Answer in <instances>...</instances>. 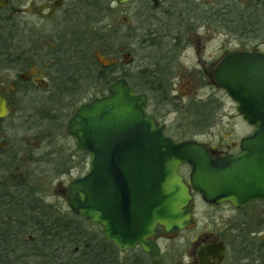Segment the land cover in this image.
<instances>
[{"label": "flooded vegetation", "instance_id": "obj_1", "mask_svg": "<svg viewBox=\"0 0 264 264\" xmlns=\"http://www.w3.org/2000/svg\"><path fill=\"white\" fill-rule=\"evenodd\" d=\"M131 5L137 37L148 31L147 41L161 60L139 68L142 83L179 85L186 79L219 87L215 71L229 54H264V0H0V264H27L24 236L31 230L41 243L47 229L58 244L69 241L76 264L80 224L87 225V264H264V210L253 211L251 202L240 208L208 203L192 191L193 222L170 234L158 225L149 238L156 254L141 244L118 249L99 224L71 210L70 185L87 172L89 155L77 148L69 120L80 106L106 95L115 79L127 77L114 76L120 64L133 62L124 47L119 64L97 60L94 44L100 37L92 25L102 17L107 32L115 13L125 18ZM223 23L229 25V38ZM178 68L186 77L176 73ZM93 85L101 90L95 92ZM61 134L68 137L65 148ZM202 143L214 159L240 151L239 144L226 150ZM180 171L189 183L191 168ZM33 176L52 178L53 202L46 201L49 195L37 182L30 184ZM61 228L64 236L63 229L54 233Z\"/></svg>", "mask_w": 264, "mask_h": 264}, {"label": "water", "instance_id": "obj_2", "mask_svg": "<svg viewBox=\"0 0 264 264\" xmlns=\"http://www.w3.org/2000/svg\"><path fill=\"white\" fill-rule=\"evenodd\" d=\"M215 75L243 119L255 127L242 138L237 154L214 159L198 141H175L147 111V95L135 92L124 77L70 118L68 132L90 155L88 172L70 185V208L101 225L120 250L141 244L156 254L149 238L158 225L164 234L189 226L191 188L208 203L240 208L264 201V54H229ZM184 164L191 167L190 184L179 173Z\"/></svg>", "mask_w": 264, "mask_h": 264}, {"label": "rangeland", "instance_id": "obj_3", "mask_svg": "<svg viewBox=\"0 0 264 264\" xmlns=\"http://www.w3.org/2000/svg\"><path fill=\"white\" fill-rule=\"evenodd\" d=\"M116 10L119 11L117 8ZM133 10L134 6L131 5L127 9L126 17H123L124 20H122L123 18L119 12L115 13L113 22L109 21L111 27L107 32L104 30V21H102V17L96 18L98 20L97 27L94 24L95 21L92 26L94 27V30L96 28L99 32L100 38H97L99 41L94 44L96 47L94 50L95 58L97 60L100 59V61L107 64L109 60L114 59L117 61V64H119L122 57V51L120 50L122 47L131 53L133 62L125 65V67L120 64L118 66L119 69L114 76L117 77L120 74L122 75V73H127L126 75L132 79L135 86L138 88V91L143 92L148 96L149 107L166 125L168 134L177 141L193 139L199 142L209 143L213 146L216 145L226 150H229L236 144H239L241 139L246 135H249L254 128L242 118L241 114L237 110L236 103L223 88L208 85H197L192 82L188 83L186 79H184L179 85L145 84L137 79L136 73L139 68L141 69L140 71H142L145 68L153 67L156 63L155 58L158 57V53L156 52L155 45L150 46V42L148 43L147 41L150 38V33L148 31H143L140 37H137L138 35L135 32L136 19L133 16ZM123 23L125 24L123 25ZM81 25L82 29L85 30V26H83V24ZM228 29L229 25L223 23L222 30L225 35H227L226 37L229 38L228 32L230 31ZM103 45L105 47L108 46L110 51L107 52ZM124 59L127 62L129 57H125ZM176 73H178L180 77H186V72L182 68H178ZM94 85L93 89L95 92L101 90L100 87ZM70 112L71 111H69V113L65 116V119H63L64 124L67 122ZM61 137L62 147L65 148L66 144L64 142H68V137L64 138L66 137L64 134H61ZM86 168L87 167L84 166L82 171L77 169V173L84 172ZM51 179L48 176H33L30 180V184H35L37 182L42 189L47 191V195H49V197L46 198V201L50 200L53 202L54 197L51 196L53 192L51 191V193L48 194L49 190L53 189ZM196 204L197 210H200V201L198 200ZM250 206L254 207L252 209L253 211L264 210V201H253ZM198 214L200 213L198 212ZM86 226L87 225H83L85 230H87ZM62 229L63 228L58 229L54 231V233L61 232ZM30 231L31 230L26 233L28 235L24 236L28 239H26L28 244L25 249H27V252L29 253V255L26 254L25 257L26 260L30 261V264H33L36 259L34 258L31 260V256L36 255L37 251L32 249V247H34V245L39 246V249L43 252V244H39L40 242H37L38 237L36 233L34 234L33 231ZM47 231V234H49V232H51L50 235L53 234V230L47 229ZM64 232L65 231L63 229V236ZM24 237L23 239H25ZM69 245V241L65 245H58V259L62 258L64 261L68 259L69 253L72 255V252H70L68 248ZM60 248L62 249V252L59 251L61 250ZM19 251L21 254L22 250ZM23 253H26V250L23 251ZM82 255L83 253L81 250L78 253V256ZM47 258L48 257L46 256L45 259ZM48 260L50 261V259Z\"/></svg>", "mask_w": 264, "mask_h": 264}, {"label": "trees", "instance_id": "obj_4", "mask_svg": "<svg viewBox=\"0 0 264 264\" xmlns=\"http://www.w3.org/2000/svg\"><path fill=\"white\" fill-rule=\"evenodd\" d=\"M109 74H110L109 76H110V81H111L113 72L110 71ZM130 82L133 85V87L138 91V88L135 86L132 79H130ZM86 231L87 230H85V227H82L80 224V226L78 227V231H77L78 232L77 245L79 246L80 250H82L83 255L77 257L76 264H87V260H86V234L87 233H86ZM47 233H48V231H47ZM47 233H46V236L44 238V241L39 243V244L43 243V245H42L43 251L44 252L46 251L44 254H43V252L41 253V251L38 253L39 246L34 245V247H32V249H35L37 251L36 255L31 256V260H33L34 258L36 259L33 264H50V262H51V264H73L71 261V254L70 253H69L67 260L63 261L61 256H60L61 259H58L59 255H57V252H58V248H59L58 245L59 244L56 241H54V239H52L54 237L53 235L49 236L50 234H47ZM108 247H109L108 249L110 252L109 255L112 256L113 252H114L113 251L114 248H112L111 244H109ZM68 248H69V251L71 252L70 245ZM59 251L62 252V249ZM61 252H59V253H61ZM46 256L48 257L47 259H45ZM48 259H50V261ZM53 259H55V260H53ZM28 262L30 264V261H28Z\"/></svg>", "mask_w": 264, "mask_h": 264}]
</instances>
